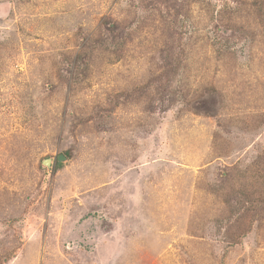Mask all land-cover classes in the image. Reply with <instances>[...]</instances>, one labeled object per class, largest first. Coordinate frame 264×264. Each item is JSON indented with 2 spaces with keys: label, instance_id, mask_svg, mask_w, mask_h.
<instances>
[{
  "label": "rangeland",
  "instance_id": "374dc122",
  "mask_svg": "<svg viewBox=\"0 0 264 264\" xmlns=\"http://www.w3.org/2000/svg\"><path fill=\"white\" fill-rule=\"evenodd\" d=\"M0 264H264V0H0Z\"/></svg>",
  "mask_w": 264,
  "mask_h": 264
},
{
  "label": "water",
  "instance_id": "95a60500",
  "mask_svg": "<svg viewBox=\"0 0 264 264\" xmlns=\"http://www.w3.org/2000/svg\"><path fill=\"white\" fill-rule=\"evenodd\" d=\"M63 159H64L63 155H58L57 156V160L58 161H61ZM49 163H50V159L49 158L43 160V164L48 165Z\"/></svg>",
  "mask_w": 264,
  "mask_h": 264
},
{
  "label": "trees",
  "instance_id": "16d2710c",
  "mask_svg": "<svg viewBox=\"0 0 264 264\" xmlns=\"http://www.w3.org/2000/svg\"><path fill=\"white\" fill-rule=\"evenodd\" d=\"M109 20H107V21H105V23L106 22H108ZM109 23V22H108ZM118 27L117 26H115V24H114V26H110L109 24L107 25V29L108 30H111V31H114V30H116ZM121 43V42H120Z\"/></svg>",
  "mask_w": 264,
  "mask_h": 264
},
{
  "label": "bare ground",
  "instance_id": "6f19581e",
  "mask_svg": "<svg viewBox=\"0 0 264 264\" xmlns=\"http://www.w3.org/2000/svg\"><path fill=\"white\" fill-rule=\"evenodd\" d=\"M255 169V168H254ZM217 190V189H216Z\"/></svg>",
  "mask_w": 264,
  "mask_h": 264
}]
</instances>
